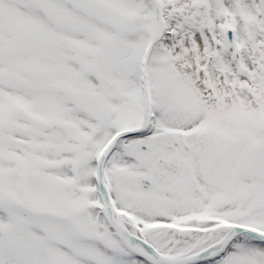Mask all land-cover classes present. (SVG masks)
<instances>
[{
  "label": "snow or ice",
  "instance_id": "1",
  "mask_svg": "<svg viewBox=\"0 0 264 264\" xmlns=\"http://www.w3.org/2000/svg\"><path fill=\"white\" fill-rule=\"evenodd\" d=\"M0 264H264V0H0Z\"/></svg>",
  "mask_w": 264,
  "mask_h": 264
}]
</instances>
